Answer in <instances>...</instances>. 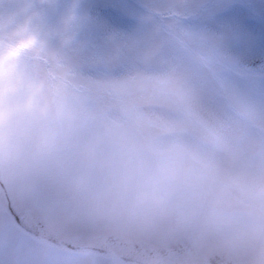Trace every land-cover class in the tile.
Segmentation results:
<instances>
[{"label": "rangeland", "instance_id": "rangeland-1", "mask_svg": "<svg viewBox=\"0 0 264 264\" xmlns=\"http://www.w3.org/2000/svg\"><path fill=\"white\" fill-rule=\"evenodd\" d=\"M111 5L0 0V264H264V65L221 0Z\"/></svg>", "mask_w": 264, "mask_h": 264}, {"label": "snow or ice", "instance_id": "snow-or-ice-1", "mask_svg": "<svg viewBox=\"0 0 264 264\" xmlns=\"http://www.w3.org/2000/svg\"><path fill=\"white\" fill-rule=\"evenodd\" d=\"M127 0H112L111 11L119 21L129 20L123 6ZM223 6L211 17L221 26L224 37L232 43L236 57L243 61L254 58L264 65V0L254 7L256 0H221Z\"/></svg>", "mask_w": 264, "mask_h": 264}, {"label": "trees", "instance_id": "trees-1", "mask_svg": "<svg viewBox=\"0 0 264 264\" xmlns=\"http://www.w3.org/2000/svg\"><path fill=\"white\" fill-rule=\"evenodd\" d=\"M252 64H254V62H252ZM16 225H18V227L25 232L26 234L30 235L32 238H34L36 241L44 243V244H48L51 245L53 247H57L59 249L62 250H69L71 252L74 253H90L92 255H100L105 253V250H102V248L99 247H77V246H72L70 247L69 244L65 243V242H57L56 240H51L48 239L46 236H43L41 234L32 232L30 229L26 228L19 219H14ZM138 264V263H136Z\"/></svg>", "mask_w": 264, "mask_h": 264}]
</instances>
